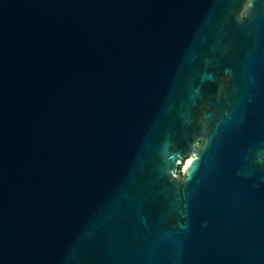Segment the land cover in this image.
Segmentation results:
<instances>
[{"label":"water","instance_id":"95a60500","mask_svg":"<svg viewBox=\"0 0 264 264\" xmlns=\"http://www.w3.org/2000/svg\"><path fill=\"white\" fill-rule=\"evenodd\" d=\"M246 3L0 0V264H264Z\"/></svg>","mask_w":264,"mask_h":264},{"label":"clouds","instance_id":"9594fccd","mask_svg":"<svg viewBox=\"0 0 264 264\" xmlns=\"http://www.w3.org/2000/svg\"><path fill=\"white\" fill-rule=\"evenodd\" d=\"M251 3H252V0H247V3L245 4L243 10L239 13V17L240 18H243L244 16L247 15V13L249 11V8L251 7ZM199 146L200 145L198 143L196 145V147L198 148ZM196 159H197V157H196L195 154L187 158V160L184 162V165H183V169H182V172H181L182 175H188V171L187 170H188L189 166L192 165L193 161L196 160ZM172 175H173V177H175L176 173L174 172V173H172Z\"/></svg>","mask_w":264,"mask_h":264},{"label":"rangeland","instance_id":"374dc122","mask_svg":"<svg viewBox=\"0 0 264 264\" xmlns=\"http://www.w3.org/2000/svg\"><path fill=\"white\" fill-rule=\"evenodd\" d=\"M185 161H186V160H185ZM185 161H182V162H181L182 164L180 165V168H179L181 172H182L183 165H184V162H185Z\"/></svg>","mask_w":264,"mask_h":264}]
</instances>
